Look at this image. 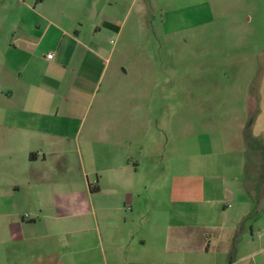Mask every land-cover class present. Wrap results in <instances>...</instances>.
Here are the masks:
<instances>
[{
    "label": "rangeland",
    "instance_id": "1",
    "mask_svg": "<svg viewBox=\"0 0 264 264\" xmlns=\"http://www.w3.org/2000/svg\"><path fill=\"white\" fill-rule=\"evenodd\" d=\"M116 3L0 0V47L12 40L14 26L19 23L26 32L29 28L39 58L47 60L49 54L56 55L55 39L60 33L44 22L42 15L55 13L56 8L74 15L79 8L77 15L86 29L92 22V10L102 9L106 15L128 13L123 34L127 38L104 32L93 39L84 33L86 40L92 38L91 48L102 47L106 73L79 121L81 133L65 140L63 148L76 151L78 144L81 148L85 144L91 158L97 138L88 135V129L98 115L128 118L129 123L123 125L129 128L127 133L135 136L137 131L140 136L135 141L145 140L150 143L149 150L161 154L155 159L160 172L153 171L154 180L146 192L150 213L131 225L136 241L144 237L146 246L141 249L129 242L130 256L145 264H229L230 257L232 264H264V0ZM1 72L0 119L3 115L25 116L21 96L17 92L14 97L6 96L11 85L5 83L16 78V71ZM141 116L151 123L139 124ZM24 142L14 124L0 120V264H35V259L50 252L70 264L76 259L65 253L77 236H42L47 224L58 231L70 220L39 218L35 224H26L33 220L24 215H34L21 209L23 192L28 191L23 182L29 176L24 170ZM74 158L77 161L76 153ZM238 161L239 168L232 171L230 167ZM179 166L188 173L199 170L204 176L217 172L234 177L233 187H227L230 199L225 202L228 215L236 213L241 218L237 226L226 229L220 238H212L203 228L207 206L186 205L184 227L171 231L166 240L162 228L167 211L174 208L170 200L172 178ZM88 179L93 183L96 177L90 172ZM205 231L210 243L203 238ZM205 244H210L208 251ZM97 254L104 264L100 249Z\"/></svg>",
    "mask_w": 264,
    "mask_h": 264
},
{
    "label": "crops",
    "instance_id": "2",
    "mask_svg": "<svg viewBox=\"0 0 264 264\" xmlns=\"http://www.w3.org/2000/svg\"><path fill=\"white\" fill-rule=\"evenodd\" d=\"M117 1L119 4L120 0ZM78 12L79 8L74 15L56 8L55 13L42 15L43 21L60 33V37L55 39L56 55L52 58H39L36 43L28 33L29 28L26 32L19 23L14 26L12 40L5 41L0 47L4 60L0 63L1 71L17 73L16 78L5 83L11 85L6 96L14 97L17 92L26 113L16 118L3 115L0 119L14 124V130L25 140L24 170L29 172V176L23 182L28 191L23 192L21 209H29L34 215V218L24 215L33 220L27 225L35 224L39 218L71 221L63 223L64 229L58 231L52 224H47L42 235L44 238L63 233L77 236L71 240L72 249L65 253L76 259L68 262L70 264H101L98 249L104 264H145L130 256L128 243H134L141 249L146 246L144 237L140 236L136 241L131 225L150 213L146 192L152 186L153 171L159 169L160 172L155 159L161 154L149 150L150 143L145 140L135 141L140 136L137 131L135 136L127 133L129 128L123 125L129 123L128 118L104 119L98 115L91 119L88 129V135L97 138L91 158L85 144L83 148L78 144L76 151L63 148L65 140L70 141L81 133L79 121L84 119L91 97L106 73L102 47L91 48L92 38L98 39L104 32L115 34L117 38H127L123 34L129 20L128 13L106 15L102 9L99 12L92 10V22L83 29L85 26L79 20ZM84 33H88L91 40H86ZM140 120L139 124L151 123V119L144 116ZM263 126L260 131L257 128L256 136L260 135ZM112 143H115L112 145L114 148H111ZM235 158L239 159L238 156ZM239 165L238 161L230 168L235 171ZM147 170L149 175H146ZM187 171L179 166L178 174L172 178L170 200L174 208L165 215L162 233H167L168 240L171 231L184 227L186 212L183 208L186 205L195 208L204 205L208 213L203 228L212 238H220L226 229L237 226L241 220L236 213L228 215L226 209L225 201L230 199L227 187H233L234 177L217 172L204 176L198 174L199 170L194 171L197 173ZM221 171L225 172V169ZM90 172L96 177L95 184L88 179ZM17 188L21 189V185ZM127 207L129 213L125 212ZM206 231L203 238L210 243ZM21 234L24 235L20 231ZM208 249L210 244H205L204 250ZM55 254L47 253L45 257L35 259V264H67L59 261Z\"/></svg>",
    "mask_w": 264,
    "mask_h": 264
},
{
    "label": "trees",
    "instance_id": "3",
    "mask_svg": "<svg viewBox=\"0 0 264 264\" xmlns=\"http://www.w3.org/2000/svg\"><path fill=\"white\" fill-rule=\"evenodd\" d=\"M249 140V139H248ZM261 148L263 149V152H264V145H261ZM233 263V261H232V259H231V257H230V262H229V264H232Z\"/></svg>",
    "mask_w": 264,
    "mask_h": 264
},
{
    "label": "built area",
    "instance_id": "4",
    "mask_svg": "<svg viewBox=\"0 0 264 264\" xmlns=\"http://www.w3.org/2000/svg\"><path fill=\"white\" fill-rule=\"evenodd\" d=\"M48 58H52V55L50 54V55H48Z\"/></svg>",
    "mask_w": 264,
    "mask_h": 264
}]
</instances>
